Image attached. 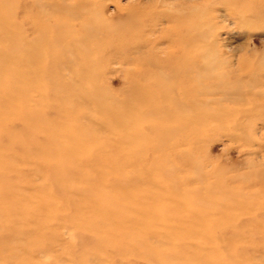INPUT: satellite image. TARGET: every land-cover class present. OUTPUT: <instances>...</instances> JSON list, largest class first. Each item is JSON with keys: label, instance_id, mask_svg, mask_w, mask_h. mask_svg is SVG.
<instances>
[{"label": "rangeland", "instance_id": "obj_1", "mask_svg": "<svg viewBox=\"0 0 264 264\" xmlns=\"http://www.w3.org/2000/svg\"><path fill=\"white\" fill-rule=\"evenodd\" d=\"M174 31L253 61L222 104L264 81V0H0V264H264V110L196 140L141 117L132 82ZM46 38L66 56L29 63Z\"/></svg>", "mask_w": 264, "mask_h": 264}, {"label": "bare ground", "instance_id": "obj_2", "mask_svg": "<svg viewBox=\"0 0 264 264\" xmlns=\"http://www.w3.org/2000/svg\"><path fill=\"white\" fill-rule=\"evenodd\" d=\"M141 8H143V7H140V9ZM128 14L130 16H133L135 14H139V12L134 13L132 11L131 13H128ZM147 15L149 16L148 13H147ZM32 25L33 26H31V29H33L36 32H39L41 34L40 36L46 35L48 32H51V31L46 30V29L40 30L39 26L36 25L35 23H32ZM37 27H38V29H37ZM198 30H199V28H198ZM177 33H179L180 35L179 34H178L179 36L176 35L177 39L175 41L170 38L169 41H170L171 46H170L169 49H167L166 51L163 50V49L161 51V49H160V52L159 51L156 52V56L146 57V58L143 59V62H144L143 64L147 65L148 68L145 69V68H142V66L139 67V73H140L139 74V78H138V80H135L134 82H132V84H134V85L136 84L135 86L139 87L138 90H139L140 93L137 92L138 96H139V99H137L136 102H139V106H140V108H142L141 109L142 110V114H141L142 116L141 117H143V119H145V121H147L150 124V126L152 127L153 130H155L157 132L161 131V134L164 137H168V138L172 137V136H176L177 137V135H181V134L186 135V132L189 130L188 128L190 127L191 130H193L192 131L193 132L192 133L193 134V138H195V140H196L200 136V135L197 134L198 132L196 130H199L200 133L204 132V131H209L213 127H216V128H217V126L220 127L222 125V123L225 122V121H227V122L229 121L231 124L234 125L236 130L238 129L240 131V128L242 129L243 124H245L244 122L243 123L241 122L242 119L245 120L246 118H252V113L254 111H256V110H264V89L254 90L255 88L253 86L256 83L264 85V81H262L260 77H257V79H255L252 83H251V81H249L252 87H250L249 91L246 94H244V97L240 96L239 99H237V100L243 99V101H242L243 103L240 106H238V107L231 106L228 103L227 104H222L218 99H215V98H218V96H220V100L225 102V100H224V98H226L225 94H224L225 89H222V88L225 87L227 89V86H229V84H230V82H232V80H233L232 83H236V85L242 86L241 81L243 79H241V78L243 77V75L244 76H247V75L251 76L255 72L254 67L252 65L253 61L249 62L245 57L240 55L239 57L236 58V61L233 62L232 59L234 57H232V55L231 56H225L224 53H222V51L220 49L214 47V41H213V43L209 42L208 40L206 41V38L207 39L210 38V40H211V37L213 35L210 34V33H209V35L208 34L207 35L206 34L203 35V33L202 34L196 33L197 35H189V33L188 34H183L181 32H175L174 34H177ZM146 36H147V38L149 40V37H151L152 35L150 34V35H146ZM213 39H215V38H213ZM207 42H208V45H209L207 47V49L200 50V49H203V48H201V45L205 44V43L207 44ZM52 43L53 42L47 40V38H46V40H44V39L39 40L38 41V45L35 47V49H32V52H31L32 55H29L30 56V58H28L29 59V63L39 64L41 62L39 60V55H44L45 53L48 56L52 55V54L53 55H58L59 54L60 56L65 55L61 51H55L57 49H55V46ZM27 50L29 51V49H27ZM156 50H157V48H156ZM16 52H18V51H16ZM149 53H151V52H149ZM245 53H246L245 55L248 54L247 51ZM161 54L163 56H160ZM67 57H68L69 60L68 59L66 60V65L64 64L65 66L71 65V64L75 63L76 60H77L75 57H71L70 56V58H69V55ZM48 60L49 59L47 58L46 61H42L40 63V65L48 66V64H49ZM258 65L260 66V70L263 71L261 69L263 67V65H260V64H258ZM138 66H140V65H138ZM19 69H20V67H19ZM136 70H138V67L136 68ZM25 71H27V70H25ZM65 72H66V70H65ZM71 75L73 76L72 73H71ZM84 78L85 77H83V79ZM130 82L131 81H128V83H130ZM88 84H90V83H88ZM53 85H54V83H53ZM65 85H63V86H65ZM87 87H89V86H87ZM133 89H135V87ZM67 91H63V92L67 93ZM214 91L215 92L218 91V92H216L217 94H219L217 97H215L216 95H215ZM90 92H91V90H90ZM228 94H230V93H228ZM208 95H210V96H208ZM247 95L249 96V98H247V100H245L244 98L248 97ZM96 99L99 100V98H96ZM101 99L102 98H100V100ZM123 99H124V97H123ZM227 100H228V98H227ZM72 101L74 102V99ZM124 101H127V100H124ZM82 102H84V100ZM232 103L235 104V102H232ZM67 104H68V102H67ZM8 105H10V104H8ZM117 107H118V104H117ZM115 108H116V106H115ZM262 116L264 117V115H262ZM83 117H85V116H83ZM3 118H5V117H3ZM105 118H106V116H105ZM83 119H85V118H83ZM106 120H107V118H106ZM81 122H83V121H81ZM263 122H264V119H263ZM131 123L132 124L134 123V125L137 124L136 121H133ZM129 125H130V123H129ZM119 128H120V126H119ZM221 128H223V127H221ZM147 129H149V127ZM131 132H132V130H131ZM146 132H148V131H146ZM61 139H63V138H61ZM183 140H184V138H181V141H183ZM13 142H15V141H13ZM172 142L173 141L169 142V145H170L169 147H171V148L173 147V146H171ZM174 143L177 144L176 142H174ZM188 147H189L188 148V150H189L188 153L193 152V148L191 146H188ZM173 156H177L179 158L181 156V154L176 151V152H174ZM122 165H124V164H122ZM123 167H125V166H123ZM129 168H131V167H129ZM194 171L197 172L196 169ZM203 171H205V175L206 176L209 175L206 172V170H203ZM124 174H125V172H124ZM125 176H127V175H125ZM130 176H134V175H130ZM136 177H139V176H136ZM231 178H233V177H231ZM129 179L127 178V180H129ZM139 179H140V177H139ZM150 180H151V178H150ZM231 181L233 182V180H231ZM133 183H135V182H133ZM94 184H97V183H94ZM209 184H210V182H209ZM99 185H100V183H99ZM210 185L212 186V184H210ZM96 186H98V185H96ZM146 186H148V185H146ZM199 187H200V185H199ZM178 191H179V189H178ZM131 192H132V190H131ZM176 193H178V192H176ZM141 200H142V198H141ZM130 203H132V202H130ZM140 204H142V203H140ZM146 219H147V217H146ZM196 219H198L197 216H196ZM19 221H20V219H19ZM151 221H153V220H151Z\"/></svg>", "mask_w": 264, "mask_h": 264}]
</instances>
